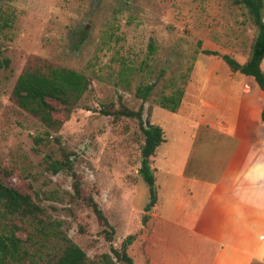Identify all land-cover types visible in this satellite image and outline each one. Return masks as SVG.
<instances>
[{
    "label": "rangeland",
    "instance_id": "rangeland-1",
    "mask_svg": "<svg viewBox=\"0 0 264 264\" xmlns=\"http://www.w3.org/2000/svg\"><path fill=\"white\" fill-rule=\"evenodd\" d=\"M254 36L246 8L235 0H0V59L9 61L0 68V177L59 220L87 264H124L112 248L120 251L128 235L134 236L126 249L134 264H210L201 243L199 251L188 242L185 227L153 217L156 206L145 210L150 192L138 173L143 144L138 120L116 119L100 109L137 110L143 104V120L162 128L165 142L149 162L159 210L171 213L182 190L177 174L195 169L194 156L186 158L188 138H218L198 125L203 112L233 104L246 79L221 55L245 62ZM44 65L81 72L90 87L68 118L55 112L63 122L51 136L59 142L36 145L34 137L45 127L18 106L12 89L23 71ZM147 84L152 90L143 101L136 91ZM178 95L175 111L162 106L166 97ZM218 116L213 110L209 119ZM48 154L68 156L79 177V197L69 170L48 168ZM87 197L112 226L110 238Z\"/></svg>",
    "mask_w": 264,
    "mask_h": 264
},
{
    "label": "trees",
    "instance_id": "trees-1",
    "mask_svg": "<svg viewBox=\"0 0 264 264\" xmlns=\"http://www.w3.org/2000/svg\"><path fill=\"white\" fill-rule=\"evenodd\" d=\"M235 2L246 8L249 20L255 27V36L245 62L239 63L229 54H222L221 57L232 71L251 76L264 96V71L261 68L264 59V0H235ZM85 35V31H83V37ZM202 53L219 54L210 49H202ZM8 63L7 58H1L0 68L7 67ZM89 87L90 81L83 73L66 67L44 65L43 68L25 70L17 77L12 94L18 106L37 117L45 127L42 136L34 137L36 145L44 142H59L56 135L51 136V132L59 130L63 119L68 118ZM151 90V84L143 85L138 87L136 95L144 101ZM165 100L167 102L172 100L170 103L174 104L169 106L167 102H163L162 106L175 111L179 95L177 99L166 97ZM57 105L58 107H56ZM57 111L64 115L63 119L55 116ZM100 111L105 115H112L116 119L126 116L138 120L139 128L143 134L138 173L149 187L150 199L145 206V210L149 211L156 201L154 175L149 158L164 141L162 128L143 120V104L137 110H131L122 105L115 110L102 108ZM261 119L264 121V105ZM44 160L54 173L62 169L71 172L74 179V195L79 197L81 195L79 177L74 173L68 156L64 154V159L61 160L52 159L48 154ZM85 203L92 209L98 221L110 228V231L106 229L104 231L110 238L113 228L98 203L92 197H87ZM60 226L61 222L48 217L44 208L35 202L30 194L17 190L0 177V264H29L33 262L36 264H87L85 252L63 234ZM20 232L25 234L24 238L18 235ZM133 239V235H128L122 242L120 251L112 248L116 260L124 264H134L126 252ZM44 249L45 251H43Z\"/></svg>",
    "mask_w": 264,
    "mask_h": 264
},
{
    "label": "crops",
    "instance_id": "crops-1",
    "mask_svg": "<svg viewBox=\"0 0 264 264\" xmlns=\"http://www.w3.org/2000/svg\"><path fill=\"white\" fill-rule=\"evenodd\" d=\"M245 78L233 104L208 106L198 123L218 138H188L186 158L194 156L195 169L177 174L182 190L171 213L159 210L157 194L153 205L152 216L185 227L188 242L208 252L210 264H264V96L251 76ZM213 110L217 122L209 119Z\"/></svg>",
    "mask_w": 264,
    "mask_h": 264
},
{
    "label": "clouds",
    "instance_id": "clouds-1",
    "mask_svg": "<svg viewBox=\"0 0 264 264\" xmlns=\"http://www.w3.org/2000/svg\"><path fill=\"white\" fill-rule=\"evenodd\" d=\"M261 180H262V178H261V177H258V178H256V179L254 180V183H255L257 186H260V185H261ZM259 195H260L262 198H264V191H261V192L259 193Z\"/></svg>",
    "mask_w": 264,
    "mask_h": 264
}]
</instances>
